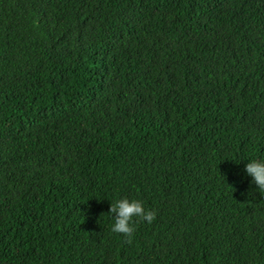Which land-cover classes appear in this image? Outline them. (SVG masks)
<instances>
[{"label": "trees", "instance_id": "obj_1", "mask_svg": "<svg viewBox=\"0 0 264 264\" xmlns=\"http://www.w3.org/2000/svg\"><path fill=\"white\" fill-rule=\"evenodd\" d=\"M252 158L264 0H0V264H264Z\"/></svg>", "mask_w": 264, "mask_h": 264}, {"label": "clouds", "instance_id": "obj_2", "mask_svg": "<svg viewBox=\"0 0 264 264\" xmlns=\"http://www.w3.org/2000/svg\"><path fill=\"white\" fill-rule=\"evenodd\" d=\"M244 171L251 178V183L264 192V158L249 159ZM108 213L112 219L110 231L123 234L128 240H131L135 231V220L151 223L155 218V212L146 209L143 201L126 196L110 201Z\"/></svg>", "mask_w": 264, "mask_h": 264}]
</instances>
